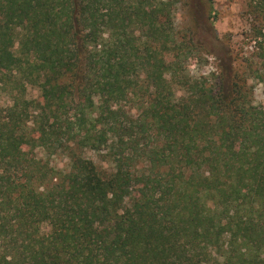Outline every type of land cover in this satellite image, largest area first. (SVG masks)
<instances>
[{
    "label": "trees",
    "instance_id": "trees-1",
    "mask_svg": "<svg viewBox=\"0 0 264 264\" xmlns=\"http://www.w3.org/2000/svg\"><path fill=\"white\" fill-rule=\"evenodd\" d=\"M175 2L0 0V264H264V0L228 77Z\"/></svg>",
    "mask_w": 264,
    "mask_h": 264
},
{
    "label": "rangeland",
    "instance_id": "rangeland-1",
    "mask_svg": "<svg viewBox=\"0 0 264 264\" xmlns=\"http://www.w3.org/2000/svg\"><path fill=\"white\" fill-rule=\"evenodd\" d=\"M173 7V31L178 40L190 39L197 47L201 61L193 57L184 58L182 69L189 76L205 75L209 72L223 71L228 77L231 71H240L251 63L259 67L256 61L254 43L250 41L248 29L251 18L245 14V0H175ZM253 63V64H252ZM260 71L264 74V67ZM259 74V75H261ZM254 75V74H253ZM252 102L264 109V77L262 81L250 78ZM36 90L27 87L25 98H34ZM129 104L123 103V110L135 115L138 101L132 96ZM133 99V100H132ZM92 158H96L91 155ZM52 165L60 168L63 160L51 159ZM46 230V227H43Z\"/></svg>",
    "mask_w": 264,
    "mask_h": 264
}]
</instances>
